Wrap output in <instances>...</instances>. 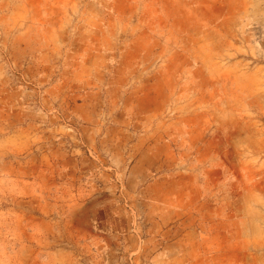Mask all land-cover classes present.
<instances>
[{"label":"rangeland","instance_id":"rangeland-1","mask_svg":"<svg viewBox=\"0 0 264 264\" xmlns=\"http://www.w3.org/2000/svg\"><path fill=\"white\" fill-rule=\"evenodd\" d=\"M0 264H264V0H0Z\"/></svg>","mask_w":264,"mask_h":264}]
</instances>
